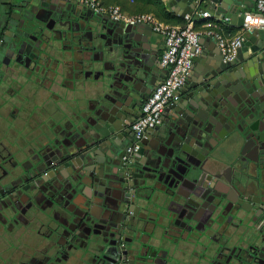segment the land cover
I'll use <instances>...</instances> for the list:
<instances>
[{
  "label": "water",
  "instance_id": "obj_1",
  "mask_svg": "<svg viewBox=\"0 0 264 264\" xmlns=\"http://www.w3.org/2000/svg\"><path fill=\"white\" fill-rule=\"evenodd\" d=\"M53 1V6L48 7L43 6L46 1H40L48 13L45 18L38 11L24 10L15 4L6 9L0 21L2 33L16 42L9 46L13 50L21 51L27 46L32 52L40 51L47 29L61 34L69 44L66 50L71 58L65 61L68 71L78 78L94 76V89L100 92L101 99L90 108L93 115L79 112L72 122L77 135L66 143L60 155L62 165L52 167L47 177L50 189L63 193L70 182L75 194L78 186L67 181L72 172L65 174V171L85 162L90 170L89 158L102 155L108 173L104 174V167L100 174L96 166L92 168L93 192L88 195L85 208L95 221L107 225L114 233L110 235L113 240L106 238L96 245H140V230L151 224L160 226L175 241H186L190 236V220L204 221L206 227L202 233L213 232L223 238H216L220 245L215 250L225 255L221 264H264V83H260L264 79V52L260 51L261 46L243 41L236 56L224 63L222 76L205 80L182 99L179 108L176 104L171 106L175 110L171 128H155L165 131L160 135L158 147H154L156 154L151 155L152 160L149 157L150 161L146 155L148 162L145 160L143 166L128 168V173L122 174L123 194L117 196L113 188L118 187L111 184L112 180H118L117 152L133 137L132 125L140 115L139 105L149 97V88H154L148 54L137 34L138 25L113 20L75 1ZM208 1L214 2L215 8L220 4V12L241 14V22L243 8L250 5L245 0ZM52 19L58 21L61 29L49 28ZM245 45H251L254 61L261 62V73L255 77L236 67L239 49L245 50ZM100 67L102 71H96ZM222 116L235 124L244 139L243 146L253 151L249 161L236 159L224 167L223 160L215 154L214 147L219 146L220 140L213 141L212 126L215 118ZM143 143L148 144L149 139ZM226 171L230 173L227 175ZM223 178L229 187L223 186ZM149 192L151 196L147 195ZM96 205L107 208L104 218L93 214ZM116 232L120 235L115 236ZM125 234H130L129 240H124Z\"/></svg>",
  "mask_w": 264,
  "mask_h": 264
},
{
  "label": "flooded vegetation",
  "instance_id": "obj_2",
  "mask_svg": "<svg viewBox=\"0 0 264 264\" xmlns=\"http://www.w3.org/2000/svg\"><path fill=\"white\" fill-rule=\"evenodd\" d=\"M38 12L42 18L48 15L43 7ZM48 26L61 29L56 19ZM60 37L47 29L40 51L25 56L0 53V264H221L225 255L215 250L217 239L223 238L202 233L204 221L190 220L186 241H175L151 224L140 230V245H96L114 232L89 214L86 197H75L70 182L62 194L50 189L47 177L53 166L62 165L60 155L77 135V127L65 122L66 115L70 111L75 119L78 93L96 82L94 76L78 78L68 71L69 44ZM132 142L133 137L116 158L118 180L111 184L118 187L113 188L117 196L123 194L122 174L146 162L143 147L140 158L125 164ZM69 172L67 181L76 183L78 173L70 168L65 174ZM92 179L84 178L90 184ZM92 212L100 216L99 206Z\"/></svg>",
  "mask_w": 264,
  "mask_h": 264
},
{
  "label": "crops",
  "instance_id": "obj_3",
  "mask_svg": "<svg viewBox=\"0 0 264 264\" xmlns=\"http://www.w3.org/2000/svg\"><path fill=\"white\" fill-rule=\"evenodd\" d=\"M41 0H0V21L4 12L7 8L12 5L22 6L25 10L30 9L33 11H39L42 7ZM46 3L53 4V0H44ZM105 4H118L122 7V9L128 14H134L139 12H152L154 13L160 20L164 21L170 25H183L185 20V13L193 12L199 8H203L205 10H209L213 13V18H216L218 22L219 17L222 15L229 17V21L227 25H224L225 30L229 31L231 34H240L241 31V14H230L229 12H220L218 10L214 2L209 3L208 0L204 1L202 5L198 3L197 0H102ZM248 4V7L243 8L244 13L246 10L253 9L256 3V0H245ZM215 5V6H214ZM212 18V19H213ZM206 21L205 18H198L195 23L197 27H200ZM137 28L140 30L137 32L139 37L141 38L142 44L145 46L147 54H148V67L151 69V73H153V85L160 80H163L167 75V69L161 64L162 53L165 49V38L163 35L154 31L151 25H138ZM243 34V33H242ZM244 42H249L252 45H260L261 52H264V30H256L253 33H244ZM5 38L7 40H5ZM200 43L202 45V52L193 60L192 71L188 77L186 84L177 90L173 96L172 103L165 109L163 113V122L160 125L161 127L171 128L170 124L175 120V110L171 108L172 105L176 104V108H179L178 104H181L182 99L191 94L197 87L202 85L205 80H208L210 77L222 76L224 63L223 56L221 54L220 47L218 45L217 40L209 35L203 34L200 37ZM14 42L8 35L3 34L0 30V53L2 54H13L14 56L18 55H27L30 52V48L24 46L23 50L18 51L10 49L9 46L15 45ZM245 50L239 49V58L236 60V67L239 68L242 73L251 75L255 77L258 73H261V62L259 59L254 61V58L251 53V45L246 46ZM257 56V55H256ZM245 70V71H244ZM264 83V79L262 82ZM153 86L149 88L150 94L152 92ZM149 94V95H150ZM100 98V92L97 89H94V86H88L87 89H83L78 93L77 97V110L80 113H88V115H93L94 110L90 108H94L96 106L97 101ZM194 110V108H193ZM75 119L73 117L72 112L69 111L67 113L65 122H73ZM235 124L229 120L222 117H216L215 122L212 126V136L213 141L215 139L220 140V144L218 147H214L215 154L219 156L223 160V166L226 167L229 165L231 161H235L236 159L249 161V158L253 156V151L249 148H245L243 145L244 139L239 131L235 128ZM165 130V129H164ZM165 131H152L148 137L149 143H144V159L148 156V160L150 158L152 160V156L156 154V149L160 142V135ZM185 138V135H184ZM196 143V142H195ZM102 144V143H101ZM105 148L110 151V147L107 144H104ZM212 145V144H211ZM101 147V146H100ZM98 150L100 148H97ZM123 149V148H122ZM118 150V154L121 150ZM92 152V149H91ZM152 155V156H151ZM150 157V158H149ZM117 158V157H116ZM80 159V158H78ZM104 156L95 155L93 158H89L88 167L90 170H87L86 162L83 164H77L76 167L72 166L74 171L78 173L79 178L75 181V185L77 187V192L74 195L78 197L83 195L88 199V195L93 192V189L90 183H87L84 178L92 177L90 173H92V168H96L103 170L104 167ZM147 160V162H148ZM67 164V162L65 163ZM238 165V163H236ZM86 165V166H85ZM106 173L108 170L104 167ZM110 174V173H109ZM50 182V180L48 181ZM223 186L229 187L227 181L222 179ZM232 189V188H229ZM60 194L61 191H59ZM78 193V194H77ZM233 194L235 195V190H233ZM64 196V195H63ZM100 208V207H99ZM105 210L107 208H100V216L104 218ZM107 219V218H106Z\"/></svg>",
  "mask_w": 264,
  "mask_h": 264
},
{
  "label": "built area",
  "instance_id": "obj_4",
  "mask_svg": "<svg viewBox=\"0 0 264 264\" xmlns=\"http://www.w3.org/2000/svg\"><path fill=\"white\" fill-rule=\"evenodd\" d=\"M87 6L93 12L108 15L111 19L132 25H151L157 33L165 38V49L161 64L167 69V75L154 86L149 97L141 107V113L132 125L133 142L124 157L125 164H132L140 158L144 140L163 122V113L172 103L177 90L182 88L192 71L193 60L201 54L200 37L203 34L214 37L225 62L232 60L244 41V33L264 30V0H256L253 9L243 14L240 34H231L225 30L229 17L220 16L218 22L209 10L199 8L185 13L183 25H170L160 20L152 12L126 13L118 4H105L102 0H70ZM200 5L204 3L197 0ZM205 18L206 21L197 27L195 21ZM213 18V19H212ZM243 33V34H242Z\"/></svg>",
  "mask_w": 264,
  "mask_h": 264
}]
</instances>
